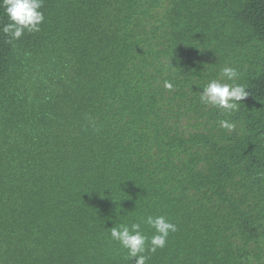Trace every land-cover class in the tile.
Returning a JSON list of instances; mask_svg holds the SVG:
<instances>
[{"label": "trees", "instance_id": "16d2710c", "mask_svg": "<svg viewBox=\"0 0 264 264\" xmlns=\"http://www.w3.org/2000/svg\"><path fill=\"white\" fill-rule=\"evenodd\" d=\"M41 11L0 31V264H135L111 227L151 238L149 215L177 231L146 264H264V0ZM225 66L249 92L231 113L198 92Z\"/></svg>", "mask_w": 264, "mask_h": 264}, {"label": "clouds", "instance_id": "9594fccd", "mask_svg": "<svg viewBox=\"0 0 264 264\" xmlns=\"http://www.w3.org/2000/svg\"><path fill=\"white\" fill-rule=\"evenodd\" d=\"M42 6L43 0H0V9L9 21L0 31L10 40H19L25 31H39V26L44 20ZM238 75L235 67L225 66L220 70V76L226 82L211 79L203 86L200 85L202 90L198 92L201 104L224 109L229 113L239 110L240 103L248 97L249 92L243 85L236 83ZM164 87L171 89L173 84L165 81ZM219 126L229 131L235 128L227 119L219 121ZM143 222L155 230L151 238L141 231L139 222L130 225L121 223L119 226L115 224L110 232L111 238L127 249L130 260L136 258L135 264H146L148 257L144 253H155L157 249L165 247L170 233L177 231L176 224L163 215H149Z\"/></svg>", "mask_w": 264, "mask_h": 264}]
</instances>
